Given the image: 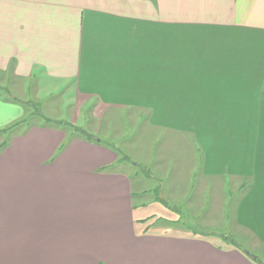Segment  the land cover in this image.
Instances as JSON below:
<instances>
[{
	"label": "crops",
	"instance_id": "obj_1",
	"mask_svg": "<svg viewBox=\"0 0 264 264\" xmlns=\"http://www.w3.org/2000/svg\"><path fill=\"white\" fill-rule=\"evenodd\" d=\"M6 76L68 85L97 116L133 113L142 142L162 134L150 165L170 156L185 178L168 182L166 205L201 207L238 178V222L264 241V0H0ZM8 94L0 264H261L199 227L138 232L132 183L114 170L124 156L50 124L3 132L23 115Z\"/></svg>",
	"mask_w": 264,
	"mask_h": 264
},
{
	"label": "rangeland",
	"instance_id": "obj_2",
	"mask_svg": "<svg viewBox=\"0 0 264 264\" xmlns=\"http://www.w3.org/2000/svg\"><path fill=\"white\" fill-rule=\"evenodd\" d=\"M0 88L20 102L23 115L19 123L23 125L15 131L24 130L27 123L36 126L54 123L68 137L100 141L124 156L114 170L125 174L132 183V215L136 219L135 229L138 232L172 231L184 234L179 230L187 232V229L199 227L202 232L195 235L204 236L220 248L234 246L241 252H250L254 259L257 257L264 264V241L254 237L252 228L238 222L237 205L242 195L232 189L240 185L238 178L231 177L229 182L219 181L218 191L213 192L212 197L207 195L201 207L200 202L190 199L185 203L174 201L166 205L161 198L168 189V182L185 178L179 175L177 161L170 156L166 165H150L149 160L155 161L156 156L160 159L164 156L162 134L153 136L150 143L145 140L142 142L146 136L139 132V128H135L133 113H116V118L111 117L112 113L104 117L101 114L97 116L91 111V104H85L77 98L68 85L45 79L38 81L36 87L32 82L24 80L19 84L6 76L3 81L0 80ZM180 162H187L189 167L193 163ZM162 166L168 175H163ZM172 174L175 176L171 177ZM188 178L193 182L196 176Z\"/></svg>",
	"mask_w": 264,
	"mask_h": 264
},
{
	"label": "trees",
	"instance_id": "obj_3",
	"mask_svg": "<svg viewBox=\"0 0 264 264\" xmlns=\"http://www.w3.org/2000/svg\"><path fill=\"white\" fill-rule=\"evenodd\" d=\"M14 100H15V99H14ZM16 101H17V100H16ZM22 125H23V124H21V123H17V124L11 125L9 128L4 129L3 132H9V131L14 130V129H16L17 127L22 126ZM50 126H54V127H56V125H55L54 123H51ZM1 136H4V134H2ZM6 144H7V142H6L5 140L2 141V142L0 143V150L6 148ZM229 240H230V239H227V241H229Z\"/></svg>",
	"mask_w": 264,
	"mask_h": 264
}]
</instances>
